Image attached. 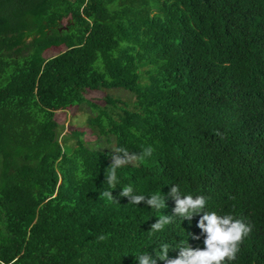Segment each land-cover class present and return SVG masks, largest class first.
<instances>
[{
  "label": "trees",
  "instance_id": "16d2710c",
  "mask_svg": "<svg viewBox=\"0 0 264 264\" xmlns=\"http://www.w3.org/2000/svg\"><path fill=\"white\" fill-rule=\"evenodd\" d=\"M109 90L135 101L86 97ZM84 105L99 147L57 121ZM120 148L139 155L117 169L116 203L102 193ZM171 184L251 226L230 264H264V0H0V264L202 249L199 215L150 232L161 214L179 219ZM128 185L162 189L166 207L129 203Z\"/></svg>",
  "mask_w": 264,
  "mask_h": 264
},
{
  "label": "clouds",
  "instance_id": "9594fccd",
  "mask_svg": "<svg viewBox=\"0 0 264 264\" xmlns=\"http://www.w3.org/2000/svg\"><path fill=\"white\" fill-rule=\"evenodd\" d=\"M113 156V163L110 171L106 173V183L109 190H105L102 195L109 202L119 203L113 196V190L120 187V180L117 169L127 165L130 161L137 163L139 154L129 153L126 149L120 148ZM153 153L151 147L143 151V156L150 157ZM168 196L175 201L174 216L161 214L157 222L152 225L151 233L161 231L165 226L174 220L180 222L191 221L194 216H201L197 227L204 236V247L193 249L187 242L171 245L167 242L154 249V255L147 250L141 251L135 257L136 264H158L159 261H167L168 264H230L236 259L240 244L251 232V226L243 219L237 218L232 214H220L216 211H207V198L204 195H187L181 189L180 184H171ZM120 197L127 198L129 203L140 205L144 203L146 207L157 212L166 207V196L162 194V189L151 196L137 193L131 185L121 187ZM202 213V215H201ZM198 238V237H197ZM104 239L103 236L100 237ZM178 250L177 258L169 260V250Z\"/></svg>",
  "mask_w": 264,
  "mask_h": 264
},
{
  "label": "rangeland",
  "instance_id": "374dc122",
  "mask_svg": "<svg viewBox=\"0 0 264 264\" xmlns=\"http://www.w3.org/2000/svg\"><path fill=\"white\" fill-rule=\"evenodd\" d=\"M108 96H112L114 98H120L125 103H133L135 101V97L132 93L126 92L124 90H109V91H89L87 93V99L92 103L100 105L102 107L106 106V98ZM94 114L92 109H90L87 105L80 106L78 108H72L65 112H60L57 115V121L65 129L63 133V137H67L70 140L72 139V135L74 132H80L85 134V141L87 143H92L93 147H99L100 140H97L98 137L93 133L92 129H89L88 122ZM104 139L103 141H105ZM71 145L76 147L77 140L70 141ZM106 147H109L111 150L115 148V143L106 142ZM134 162V161H131Z\"/></svg>",
  "mask_w": 264,
  "mask_h": 264
}]
</instances>
